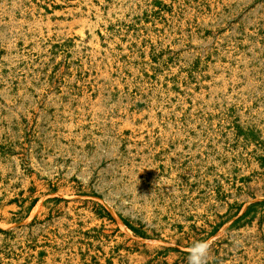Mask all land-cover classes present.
<instances>
[{"label": "rangeland", "instance_id": "obj_1", "mask_svg": "<svg viewBox=\"0 0 264 264\" xmlns=\"http://www.w3.org/2000/svg\"><path fill=\"white\" fill-rule=\"evenodd\" d=\"M264 264V0H0V264Z\"/></svg>", "mask_w": 264, "mask_h": 264}, {"label": "clouds", "instance_id": "obj_2", "mask_svg": "<svg viewBox=\"0 0 264 264\" xmlns=\"http://www.w3.org/2000/svg\"><path fill=\"white\" fill-rule=\"evenodd\" d=\"M209 249L210 242L208 241L194 243L189 250L188 264H206Z\"/></svg>", "mask_w": 264, "mask_h": 264}]
</instances>
